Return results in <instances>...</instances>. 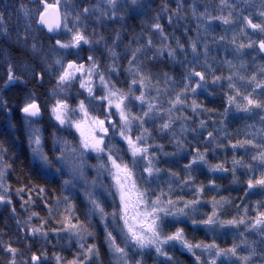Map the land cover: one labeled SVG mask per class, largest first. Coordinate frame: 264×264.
<instances>
[{"label":"clouds","instance_id":"obj_1","mask_svg":"<svg viewBox=\"0 0 264 264\" xmlns=\"http://www.w3.org/2000/svg\"><path fill=\"white\" fill-rule=\"evenodd\" d=\"M262 44L264 0H0V264H264Z\"/></svg>","mask_w":264,"mask_h":264},{"label":"snow or ice","instance_id":"obj_2","mask_svg":"<svg viewBox=\"0 0 264 264\" xmlns=\"http://www.w3.org/2000/svg\"><path fill=\"white\" fill-rule=\"evenodd\" d=\"M49 26L51 27V25ZM79 39H81V37H77V40ZM261 47H264V44H262ZM248 103L253 104L255 102L249 99ZM32 107L35 106L33 105L29 108H25V111H31ZM57 112H59V109H57ZM59 118L60 116H58V119ZM136 151H139V149H136ZM115 179L117 185L120 188L122 217L127 229V235L132 241H135L139 247L143 248L149 245H155L157 241L153 239V237H158L159 233L157 230L158 221L157 218L154 217L158 210L153 209L152 211H140L143 201L141 200L140 194L136 192L133 186L130 184V174L128 173L127 169L117 166ZM256 183L264 184V178L256 179ZM262 219H264V212L258 214L255 224H259ZM232 222L235 223V221ZM168 239L181 242L189 250H191L193 247L191 242L185 241L183 239L182 230H176L175 232L171 233L168 236ZM195 246L200 247V244H196ZM205 246L211 247L214 245ZM113 247L115 248L116 252H124V249L120 248L119 246L113 245ZM157 250L160 251V248L158 247ZM230 251L235 252V248L231 249ZM89 252H91V249H89ZM33 259H39V257L34 256ZM72 264H77V262L73 261Z\"/></svg>","mask_w":264,"mask_h":264}]
</instances>
